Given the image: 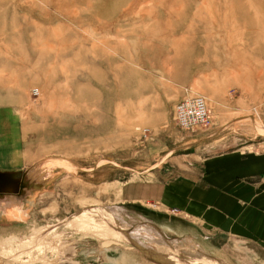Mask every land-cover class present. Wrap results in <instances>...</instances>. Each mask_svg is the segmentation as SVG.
Masks as SVG:
<instances>
[{
	"label": "rangeland",
	"instance_id": "374dc122",
	"mask_svg": "<svg viewBox=\"0 0 264 264\" xmlns=\"http://www.w3.org/2000/svg\"><path fill=\"white\" fill-rule=\"evenodd\" d=\"M228 153L264 154V0H0V264H264L134 200Z\"/></svg>",
	"mask_w": 264,
	"mask_h": 264
},
{
	"label": "crops",
	"instance_id": "0c3cea01",
	"mask_svg": "<svg viewBox=\"0 0 264 264\" xmlns=\"http://www.w3.org/2000/svg\"><path fill=\"white\" fill-rule=\"evenodd\" d=\"M194 172L135 191L134 200L173 210L201 231L244 239L264 259V154L228 153Z\"/></svg>",
	"mask_w": 264,
	"mask_h": 264
},
{
	"label": "built area",
	"instance_id": "2783aa9c",
	"mask_svg": "<svg viewBox=\"0 0 264 264\" xmlns=\"http://www.w3.org/2000/svg\"><path fill=\"white\" fill-rule=\"evenodd\" d=\"M174 123L182 128L203 125L208 120V109L199 95H187L173 106Z\"/></svg>",
	"mask_w": 264,
	"mask_h": 264
},
{
	"label": "bare ground",
	"instance_id": "6f19581e",
	"mask_svg": "<svg viewBox=\"0 0 264 264\" xmlns=\"http://www.w3.org/2000/svg\"><path fill=\"white\" fill-rule=\"evenodd\" d=\"M144 222H146V223H148V220L146 219V220H144ZM103 227H106V225H104L103 224V226H102V228ZM145 227H149L151 230H149L148 231V241H144V240H142L141 238L139 239V238H137V237H135V236H132V239H129V237H127V236H124L123 237V239H125L126 241H128V243H132L133 245H136V244H138V243H136V242H139L142 246H140L139 245V247L143 250V251H145L146 249H149L150 250V252H153V255L155 256L156 254H158V252H162V249H155L154 247H153V241L154 240H157L158 242H159V239H158V231H156L155 229H157L156 227H150V226H145ZM148 228V229H149ZM106 229V228H105ZM162 230V229H161ZM160 232V231H159ZM134 234V233H133ZM154 236V237H153ZM136 241V242H135ZM151 245V246H150ZM143 247L144 248H146L145 250L143 249ZM157 252V253H156ZM155 253V254H154ZM156 257V256H155ZM157 258H159L160 260L161 259H163L164 258V256L162 257L160 254H159V256L157 255Z\"/></svg>",
	"mask_w": 264,
	"mask_h": 264
}]
</instances>
